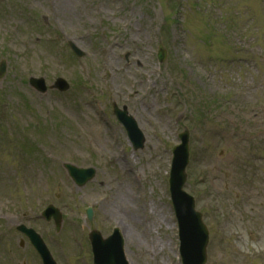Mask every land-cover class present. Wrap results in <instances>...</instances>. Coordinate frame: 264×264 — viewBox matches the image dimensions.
Returning <instances> with one entry per match:
<instances>
[{"label": "rangeland", "instance_id": "obj_1", "mask_svg": "<svg viewBox=\"0 0 264 264\" xmlns=\"http://www.w3.org/2000/svg\"><path fill=\"white\" fill-rule=\"evenodd\" d=\"M2 61L0 264H40L19 224L57 264H91L89 231L113 227L129 264H180L167 173L184 130L205 264H264V0H0ZM39 78L46 94L28 84ZM113 103L137 122L141 150ZM66 163L92 180L77 187ZM48 204L58 232L40 217Z\"/></svg>", "mask_w": 264, "mask_h": 264}, {"label": "water", "instance_id": "obj_2", "mask_svg": "<svg viewBox=\"0 0 264 264\" xmlns=\"http://www.w3.org/2000/svg\"><path fill=\"white\" fill-rule=\"evenodd\" d=\"M72 47L79 56L82 55L78 49L74 46ZM164 56L165 52L160 50L158 54L159 61H162ZM2 72L3 65L0 68V74H2ZM30 84L40 92L46 90L42 79H31ZM55 85L62 91L68 89V85L63 79H57ZM114 113L119 122L124 125L134 148H142L144 138L135 120L127 115L125 108L119 110L114 106ZM180 139L181 144L176 146L172 151L173 160L169 180L171 201L179 226L180 251L184 264H205L208 232L202 222L200 213L195 211L193 198L182 190L186 181L185 168L188 164L187 133L180 135ZM65 168L69 176L78 185H83L88 180L92 179L94 173L92 169H79L70 164H66ZM51 215H54L56 223L59 224V213L53 207H49L46 212V217L48 219ZM18 229L29 237L30 241L39 252L44 264H54L41 238L35 234L34 231L25 229L24 227H19ZM90 239L96 264H127L123 254V239L118 232L106 240L101 239L99 233L92 232L90 234Z\"/></svg>", "mask_w": 264, "mask_h": 264}, {"label": "bare ground", "instance_id": "obj_3", "mask_svg": "<svg viewBox=\"0 0 264 264\" xmlns=\"http://www.w3.org/2000/svg\"><path fill=\"white\" fill-rule=\"evenodd\" d=\"M120 232H121V234H122V236H123V233H124V231L121 229V231H120Z\"/></svg>", "mask_w": 264, "mask_h": 264}]
</instances>
